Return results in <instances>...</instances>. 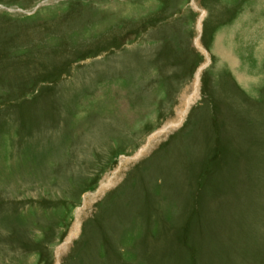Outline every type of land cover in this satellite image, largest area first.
I'll use <instances>...</instances> for the list:
<instances>
[{
  "label": "rangeland",
  "instance_id": "374dc122",
  "mask_svg": "<svg viewBox=\"0 0 264 264\" xmlns=\"http://www.w3.org/2000/svg\"><path fill=\"white\" fill-rule=\"evenodd\" d=\"M0 264H264V0H0Z\"/></svg>",
  "mask_w": 264,
  "mask_h": 264
},
{
  "label": "bare ground",
  "instance_id": "6f19581e",
  "mask_svg": "<svg viewBox=\"0 0 264 264\" xmlns=\"http://www.w3.org/2000/svg\"><path fill=\"white\" fill-rule=\"evenodd\" d=\"M199 44V43H198ZM191 100V99H190Z\"/></svg>",
  "mask_w": 264,
  "mask_h": 264
}]
</instances>
